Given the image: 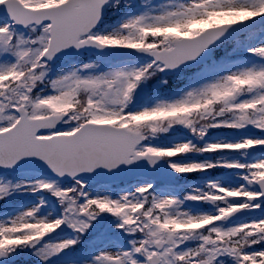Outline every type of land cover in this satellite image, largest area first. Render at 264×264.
<instances>
[{"label":"snow or ice","instance_id":"snow-or-ice-1","mask_svg":"<svg viewBox=\"0 0 264 264\" xmlns=\"http://www.w3.org/2000/svg\"><path fill=\"white\" fill-rule=\"evenodd\" d=\"M0 264H264V0H0Z\"/></svg>","mask_w":264,"mask_h":264},{"label":"rangeland","instance_id":"rangeland-1","mask_svg":"<svg viewBox=\"0 0 264 264\" xmlns=\"http://www.w3.org/2000/svg\"><path fill=\"white\" fill-rule=\"evenodd\" d=\"M194 182H198V181L196 180V181H194Z\"/></svg>","mask_w":264,"mask_h":264}]
</instances>
